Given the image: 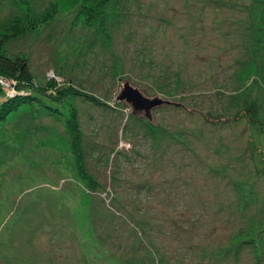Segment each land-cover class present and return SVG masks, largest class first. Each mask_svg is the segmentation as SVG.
I'll return each instance as SVG.
<instances>
[{
  "label": "rangeland",
  "instance_id": "1",
  "mask_svg": "<svg viewBox=\"0 0 264 264\" xmlns=\"http://www.w3.org/2000/svg\"><path fill=\"white\" fill-rule=\"evenodd\" d=\"M0 41V264H264V0H0Z\"/></svg>",
  "mask_w": 264,
  "mask_h": 264
},
{
  "label": "water",
  "instance_id": "2",
  "mask_svg": "<svg viewBox=\"0 0 264 264\" xmlns=\"http://www.w3.org/2000/svg\"><path fill=\"white\" fill-rule=\"evenodd\" d=\"M119 101L126 100L132 106L133 115L139 117L138 113L146 110V117L152 118L151 112L154 108L163 105L159 98H148L140 90L134 88L129 82L125 83ZM138 111V112H137Z\"/></svg>",
  "mask_w": 264,
  "mask_h": 264
},
{
  "label": "trees",
  "instance_id": "3",
  "mask_svg": "<svg viewBox=\"0 0 264 264\" xmlns=\"http://www.w3.org/2000/svg\"><path fill=\"white\" fill-rule=\"evenodd\" d=\"M3 43L0 41V75L13 77L23 81V86L27 82H32V77L28 72L26 60L18 58L15 61L2 54Z\"/></svg>",
  "mask_w": 264,
  "mask_h": 264
},
{
  "label": "built area",
  "instance_id": "4",
  "mask_svg": "<svg viewBox=\"0 0 264 264\" xmlns=\"http://www.w3.org/2000/svg\"><path fill=\"white\" fill-rule=\"evenodd\" d=\"M1 80H2V82H3L2 84H4L8 89H9V88L11 89V88H13V87H14V88L16 87V86H12V85H11L10 80H4L3 78H1ZM3 87H4V86H3Z\"/></svg>",
  "mask_w": 264,
  "mask_h": 264
}]
</instances>
